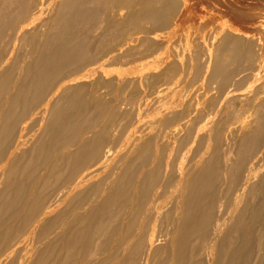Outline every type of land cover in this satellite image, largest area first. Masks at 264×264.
Segmentation results:
<instances>
[{"label": "bare ground", "instance_id": "obj_1", "mask_svg": "<svg viewBox=\"0 0 264 264\" xmlns=\"http://www.w3.org/2000/svg\"><path fill=\"white\" fill-rule=\"evenodd\" d=\"M192 15L221 22L204 62L142 76ZM188 62L206 85L178 90ZM258 66L264 0H0V264H264L263 82L240 94ZM136 71L112 129L102 98Z\"/></svg>", "mask_w": 264, "mask_h": 264}, {"label": "rangeland", "instance_id": "obj_2", "mask_svg": "<svg viewBox=\"0 0 264 264\" xmlns=\"http://www.w3.org/2000/svg\"><path fill=\"white\" fill-rule=\"evenodd\" d=\"M204 9H202L201 11H203ZM205 10H207V9H205ZM204 10V11H205ZM209 10V9H208ZM200 11V10H199ZM203 11V12H204ZM208 12H210V11H208ZM122 13H125V12H122ZM200 14H202L201 12H199ZM205 13H207V11H205L204 12V14ZM193 16L195 17V18H193ZM201 16V15H200ZM200 16L198 15V16H196V15H192L190 18H188V19H185V22H186V20H187V22L185 23L184 21V24L182 23V24H180V22H181V20L180 19H182V17L181 18H179L178 17V22H177V25L178 26H174L173 28H172V31H170V28H169V30L167 31V30H165L166 31V34L168 35V33H169V35L171 36V35H173L172 37H167V35L165 34V31H163V32H159V34H157V35H161V37L159 38V41H161L162 42V44H163V46H167V48H168V50H170V51H168L167 52V54L166 53H164L163 54V52H164V50H162V51H159V52H157L156 54H153V55H151V56H148V58L146 59V58H140V61L138 62V59L139 58H137V61H135L134 60V62L133 63H131L130 64V68H132V69H134V70H136L137 69V71H142V69L144 68L143 66H144V64H147V63H145L146 61H148V65H149V67L151 68V69H148V68H146V70H144V72L141 74L142 76L144 75H146V74H148V73H154V74H156L158 71H160V69L162 70L163 68H165V65L167 64V63H170V62H172V60L173 61H178V58H181V59H183L184 61H186L187 60V58H189V55H190V62L192 61L193 62V60H192V58H193V55L192 54H196V53H199L200 52V50H202L203 48L205 49V51H204V49H203V51H201V52H208V50H210L211 52H212V50H211V48L213 49L214 47H212L213 45H215V43H216V41L219 39V35H217V33H218V30L220 29L219 27V24L221 25V22H219V21H217V19L216 20H214L213 21V18L212 17H210L209 18V16H204V17H202V18H200ZM198 19H197V18ZM193 18V19H192ZM206 18V19H205ZM209 18V19H208ZM190 19H192L191 21H190ZM196 19V20H195ZM195 20V21H194ZM205 20H209L210 21V26L208 25V26H205V24H204V22L203 21H205ZM217 21V22H216ZM212 22V23H211ZM201 24V25H200ZM180 25H182V28L181 27H179ZM213 25V26H212ZM185 27V28H184ZM210 27H211V29H210ZM214 27H215V29H214ZM216 28H218V29H216ZM174 29H176L175 30V32H173L174 31ZM184 32V33H183ZM202 32V33H201ZM175 33V34H174ZM213 33V34H212ZM163 34H165V35H163ZM185 34V35H184ZM204 34V35H203ZM152 35V34H151ZM150 35V37L152 38V36ZM163 35V36H162ZM168 35V36H169ZM178 35V36H177ZM216 35V36H215ZM177 36V37H176ZM202 36V37H201ZM214 36H215V38H214ZM217 36H218V38H217ZM184 37V38H183ZM206 37V38H205ZM179 38V39H178ZM182 40H181V39ZM165 39V40H164ZM191 39V40H190ZM163 40V41H162ZM180 40H181V42H180ZM188 42H187V41ZM211 41V42H210ZM213 41V42H212ZM167 42V43H166ZM200 42V43H199ZM192 43H194V44H192ZM199 43V44H198ZM213 43V44H212ZM204 45H206L207 47L205 48V46L203 47ZM180 46V47H179ZM200 46H201V48H200ZM184 47V48H183ZM189 47H190V49H189ZM194 47H195V49H196V52H193V51H195V50H193L194 49ZM199 47V48H198ZM203 47V48H202ZM172 48V49H171ZM179 48V49H178ZM184 49V50H183ZM193 50V51H192ZM199 50V51H198ZM176 51V52H175ZM184 51V52H183ZM187 51V52H186ZM192 53H191V52ZM179 52V53H178ZM186 52V53H185ZM191 53V54H189V53ZM201 52H200V54H201ZM175 53V54H174ZM205 53H203V54H201V56L202 55H205ZM162 54V55H161ZM169 54V55H168ZM168 55V56H167ZM188 55V56H187ZM192 55V56H191ZM163 56H166L167 58H166V62L167 63H165V64H162V66H160V68H157L156 69V67H154L153 65H152V63H150L151 61L153 62V61H155L156 59L155 58H157V57H163ZM176 56H177V59H176ZM155 57V58H154ZM184 57H185V59H184ZM187 57V58H186ZM203 57H206V56H202V58H201V62L200 63H203L204 62V60H205V58H203ZM151 58V59H150ZM153 58L155 59V60H153ZM142 59H146L145 60V62L144 61H142L141 62V60ZM189 59L187 60V61H189ZM182 60V61H183ZM180 62H182L181 60H179ZM178 61V62H179ZM183 61V62H184ZM143 63V64H142ZM140 64H142L141 66H140ZM191 64V66H192V63H190ZM197 64H198V62H197ZM140 66V67H139ZM185 67H183V70L181 69V71H180V75H181V81H183V82H181V84L179 83V86L181 85V87L179 88L178 87V90H183L185 87V89H197L199 86H205L206 84H205V82L204 81H201V80H199V78H197V79H192V78H189V75L187 74L188 72H189V74L191 73L193 76H191V77H193L194 78V76H195V74H193V72H194V69H193V67H190V65H189V62H188V64H185L184 65ZM198 66H199V64H198ZM200 66L202 67V64H200ZM209 66H210V64H209ZM142 67V68H141ZM187 67V68H186ZM136 68V69H135ZM184 68H185V71H184ZM189 68H191L192 70H191V72L189 71ZM139 69V70H138ZM257 69V70H256ZM135 72V73H132V74H128V75H125V76H122L121 78H120V83H121V85L122 86H128L129 84V82H132L133 81V79L136 77V75H138V77L140 76L139 74H138V72ZM152 71V72H151ZM184 71V72H183ZM197 71H199V67L198 68H196V72ZM250 71H251V73H250ZM187 72V73H186ZM259 72V73H258ZM146 73V74H145ZM248 73V74H247ZM253 74V75H252ZM255 74V75H254ZM248 75V76H247ZM258 75H260V76H258ZM264 69L262 68H260L259 66L257 67V68H255L254 70H247V71H245V73H243V75L241 74L240 75V77L241 78H243L244 76L246 77L245 78V81H244V84L243 85H245V86H242L244 89H242V91H240V94H248V95H252L258 88H260V85H261V83H262V85H261V87L264 85ZM262 76V77H261ZM182 77H183V80H182ZM188 77V78H187ZM251 77H252V80H251ZM257 77H259V79L257 78ZM201 78V77H200ZM256 79H257V81H256ZM93 80H94V78H93ZM93 80H91V81H93ZM189 80V81H188ZM190 80H192V82L190 81ZM247 81V82H246ZM249 81V82H248ZM251 81V82H250ZM255 81V82H254ZM188 82H189V84H188ZM191 82V83H190ZM203 82V83H202ZM203 84V85H202ZM191 85L193 86V88H191ZM195 85V86H194ZM198 85V86H197ZM258 87V88H257ZM200 88V87H199ZM256 88V89H255ZM254 89V90H253ZM132 90V86H128V88L126 89V91L125 92H123V93H113V92H109L108 94H105V96H103V98H102V103H103V105H105L106 106V116H107V118L110 120V124L112 125L111 127H112V129H117V127H119V125H120V116H121V113H123V112H128L129 111V108H127V107H125L124 105H122L121 103H122V101H123V99L129 94V92ZM249 91V93H247ZM251 91V92H250ZM237 95H239V94H237ZM168 100H170V99H168ZM167 99L164 101V102H162V105L164 106L163 107V110H166V108H169V106H172V101L170 100V101H168ZM166 101H168V103H169V105L167 106V102ZM201 102V101H200ZM171 104V105H170ZM166 106V107H165ZM170 109V108H169ZM249 114V116L248 115H244L243 117H246V119H248L249 120V117H250V112H248ZM248 116V117H247ZM251 118V117H250ZM129 118H127V120H128ZM245 119V120H246ZM124 123V122H123ZM123 123H121V124H123ZM104 124H103V122H101L100 123V126L102 127ZM101 127H99L98 129H100ZM235 137V136H234ZM237 137V136H236ZM234 142H233V146H232V152H231V157H233V153L235 152V149L237 148V146L239 145V142H240V139L239 138H234ZM135 155H136V150H130L129 151V153H127V154H125V155H122V156H120V155H114V156H111V158H110V162H109V164H108V166H107V170H106V172L105 171H103L101 174H99L98 175V177L99 178H104L106 175H107V173L108 172H111L112 171V175H113V173L114 174H116L117 173V170L119 169V168H125L126 166H128V165H130V163L132 162V160L134 159V157H135ZM189 161V160H188ZM257 168H258V174H263L264 173V162L263 161H260V163L257 165ZM263 169V170H262ZM262 170V171H261Z\"/></svg>", "mask_w": 264, "mask_h": 264}]
</instances>
